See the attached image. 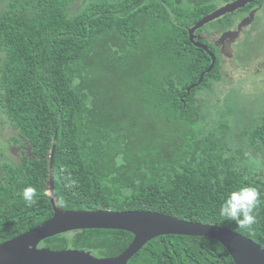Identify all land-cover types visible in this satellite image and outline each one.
Wrapping results in <instances>:
<instances>
[{"label":"trees","instance_id":"16d2710c","mask_svg":"<svg viewBox=\"0 0 264 264\" xmlns=\"http://www.w3.org/2000/svg\"><path fill=\"white\" fill-rule=\"evenodd\" d=\"M74 1L10 0L0 9V242L51 217L43 193L57 130L54 187L63 209L157 211L227 227L264 249V117L241 123L247 128L235 130L233 144L225 131L205 129L195 95L222 78L207 44L213 69L192 86L211 57L188 28L229 0H84L76 10ZM227 18L217 26H230ZM24 140L34 156L11 149ZM27 185L41 193L31 206L22 197ZM241 185L259 193L251 228L218 213ZM132 237L90 228L41 244L114 256ZM128 264L235 263L212 238L166 234Z\"/></svg>","mask_w":264,"mask_h":264},{"label":"water","instance_id":"95a60500","mask_svg":"<svg viewBox=\"0 0 264 264\" xmlns=\"http://www.w3.org/2000/svg\"><path fill=\"white\" fill-rule=\"evenodd\" d=\"M254 0H232L202 16L188 28V37L193 45L204 49L211 57L209 66L203 70L196 83L214 66L215 56L208 46L196 39L195 31L214 19L233 12ZM251 12L250 17L253 18ZM249 20H242L236 30L224 32L220 39L238 34ZM201 37H198L200 39ZM230 42V41H229ZM228 42V43H229ZM224 51L229 52L227 49ZM191 86V87H192ZM190 87L187 88L189 92ZM48 154V176L45 181L47 195L52 208V215L34 227L0 242V264H128V261L149 240L166 234L206 236L221 243L229 252L235 264H264V249L251 238L227 227L176 218L151 210H111V209H63L58 204L54 187V152L55 140ZM25 155L31 156V145L23 141ZM17 151L18 148H13ZM90 228L116 229L128 231L132 239L126 248L114 256H95L85 248L51 249L39 246V243L51 236L75 230Z\"/></svg>","mask_w":264,"mask_h":264},{"label":"rangeland","instance_id":"374dc122","mask_svg":"<svg viewBox=\"0 0 264 264\" xmlns=\"http://www.w3.org/2000/svg\"><path fill=\"white\" fill-rule=\"evenodd\" d=\"M9 1L0 0V9H4ZM83 2L75 0L74 9H79ZM245 35L235 44L233 54H227L232 56V59L228 58L229 64L226 63L222 69L217 67L222 78L212 81L209 90L205 86L195 95L206 119L205 129L220 135L225 131V142L230 144L236 142L238 131L235 130L247 128H239L241 123H257L264 117V66L259 65L264 57L263 13H255V22ZM222 114H226V119L221 117ZM223 119L230 124H225ZM251 149L248 144L246 151Z\"/></svg>","mask_w":264,"mask_h":264},{"label":"flooded vegetation","instance_id":"af4514ba","mask_svg":"<svg viewBox=\"0 0 264 264\" xmlns=\"http://www.w3.org/2000/svg\"><path fill=\"white\" fill-rule=\"evenodd\" d=\"M229 1H232V0H229ZM229 1H226V2H229ZM226 2L220 3L217 7L225 4ZM257 11H259L260 14L261 13L264 14V0H254L252 2H249L245 6L239 8L237 10H235L233 12H230V13H226V14L214 19L212 22L205 24L206 25V29L205 30H201L202 28L201 29L199 28V29H197L195 31L196 39L198 40V37H201V41L205 40L204 44L209 45V48L211 47L213 49L214 53H216V56L220 60L221 69L223 68V66L226 63H228V58L232 59V56H228L227 54H229V53L227 51H224V49H227L229 52H231V55L233 54V49L235 47V44L239 40H241L242 38L244 39V37L246 36L245 34L250 29V26H252V24L255 22V13ZM251 12H254V13H252L254 15H253V18H251V20H249L247 18L250 17ZM226 15H228L227 19H232L233 20V23L230 26H228L227 28L221 29V27L217 26V22H215V21L218 20L219 18L223 17V16H226ZM243 19L244 20H249V22L250 21L251 22L247 26L242 27L241 31L238 34L232 35V36H227L225 38L226 40H221L220 39L221 35L224 32H228L230 30H236L238 24ZM259 65L262 66V67L264 66V57L261 58V61H259ZM22 146H23V144L20 145V146L19 145L18 146L11 145V149L18 148V150L15 151V152H16L17 155L20 156L22 153L25 154V151L23 150ZM32 156H34V155H31L29 157H32ZM41 242L39 243V246L40 247L45 246V245H42Z\"/></svg>","mask_w":264,"mask_h":264},{"label":"clouds","instance_id":"9594fccd","mask_svg":"<svg viewBox=\"0 0 264 264\" xmlns=\"http://www.w3.org/2000/svg\"><path fill=\"white\" fill-rule=\"evenodd\" d=\"M66 180V187H71L75 183L71 176L66 177ZM47 191L49 190H46L43 194L47 195ZM40 195L41 193L32 185L25 186L22 191L23 200L29 206L35 204ZM258 203L259 193L257 189L250 185H241L226 195L220 204L218 213L227 221L234 222L242 228H251L256 223L254 213Z\"/></svg>","mask_w":264,"mask_h":264}]
</instances>
